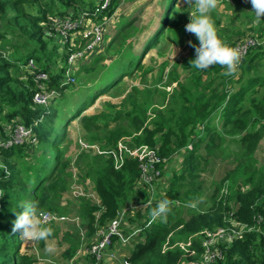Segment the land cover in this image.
Instances as JSON below:
<instances>
[{
    "label": "rangeland",
    "instance_id": "374dc122",
    "mask_svg": "<svg viewBox=\"0 0 264 264\" xmlns=\"http://www.w3.org/2000/svg\"><path fill=\"white\" fill-rule=\"evenodd\" d=\"M23 6L24 12H27L31 16H36L41 8L40 2L37 8L30 6L29 3H24ZM193 10L192 8H188L185 0H118L117 9L113 17L106 18L104 15L105 17L103 18H106L104 21L106 25L104 28L103 50H99L101 51L99 52L100 54L97 53L98 55L94 56L95 58H100L99 63L91 67L89 65L87 70H79L81 72L78 71L76 73V83L66 88L64 91H59L55 98L57 99L60 96L63 97L57 101H55V99L52 100L54 103H52L53 106L50 103L51 105L49 107L52 106V109L58 115L56 121L52 124L56 142L45 148L46 153L43 151L45 156H39L38 165L33 167V169L28 168L24 160H22V162L13 160L15 161V173L21 176L15 179L14 202L9 200V209L6 213L4 211L7 217L10 216L9 218L6 217L7 220H15L16 214L23 210L22 205L34 203L33 196L37 198L40 196L41 191H37L33 195V189L41 181L42 184L48 183L50 177L49 168L51 166L53 168L57 166L59 169L62 164H69L72 161V156L75 155L76 152V146L74 144L76 137L81 138L88 145L90 144L85 141L87 140L86 137L89 132L83 126V117L93 114H103L102 116L105 117L111 115L114 120H110L107 126H104L103 123L93 125L96 136H103L108 131H122L126 135L120 138L119 141H124L126 145L131 148L138 147L133 143L135 136L138 134L134 132L130 134L127 131L128 121L122 118V114L125 113L122 104L127 94L134 87L139 89L151 88L154 91V106L149 107L146 114L144 116H139L137 119L138 122L142 123L143 127H152V122L156 117L164 112L166 113L168 108L174 107L176 115L178 116L180 114L177 107L183 104V102L180 99H178L177 102L173 101V98L179 93L180 86L187 88V85H189L191 91L198 87L201 93L204 94L203 97H200L202 98V104L200 103L198 106L194 105L197 106L196 110H192L194 108L193 105L190 104L188 106V108L190 107L192 109H190L191 112L184 120V128H186L185 134L188 137L187 142L184 147L175 149L172 155L164 158L165 163L160 166V169L165 182L163 187L160 185L156 188V190L161 191L162 194L155 196H157V198L164 197L169 191L171 180L175 177L176 183L174 187L175 190H177L176 195L182 202L180 200L174 201L175 203L171 207L175 208V210L169 214L170 218L171 215H173L174 221L181 217L186 220V218L193 214H203L209 210L214 211V207L217 204L215 203L216 200L226 196L223 195V191L218 193L217 196L215 188L221 182L226 172L232 170L238 161V156L234 152L233 147L230 146L231 140L233 138L234 140H240L248 131L232 126L229 127L228 125L223 127L224 119H222V110H216L211 113L206 120H203L202 117L204 113L209 110L208 105L206 107L205 105L214 100L212 96L213 93L216 95H224L226 91L230 94V97L239 95L242 98L238 106L242 107V112H247V118H250L254 112V103L261 107L260 101L264 100V83H262L264 81V17H262V22L259 26L252 23L254 13L250 12L252 11V5L249 0H234L233 6L220 3L217 9L211 13L212 19L215 21V27L219 38L228 46L248 38L260 43L257 49L246 54L244 57L246 59H243L244 61L240 63L237 73L232 76H224V69L222 67L219 71L215 69V66L210 67L206 71H198L189 65V61L195 58V50L188 44V41H192L193 44H199L194 35L185 31V25L189 22V13ZM15 14L16 10L12 8H6L4 12H0L1 17L6 16L8 18L15 16ZM165 19L166 22L164 23ZM92 21L90 22L99 23L102 20L93 19ZM22 22L27 23L29 20L24 17ZM10 26L16 28V24L11 21L9 22L8 28ZM3 30H5V27L0 24V33L3 32ZM161 30L162 35L157 39L154 45H150L151 40H154L153 37H155V34L157 35ZM30 35L31 33L28 29H22L17 39H12L9 34H6L4 40L0 41V95L6 94L7 96H16L20 93H26L28 90L27 84L24 83V85H22L21 83L24 81L21 78L25 77L23 74L24 70H27V68L30 71L35 69L33 67L38 65V59L44 54L45 50H52L53 45L48 43L44 49L39 51L40 45L35 39L31 38ZM7 41L11 43L18 42L19 49H17L16 55H13V57L16 56L14 59L23 61L26 59V55L31 53V55H33V60L29 59L25 61V63L20 66V69H17L16 65L19 64L12 62V50L7 48ZM50 43L53 42L50 41ZM82 47L83 44H81L80 48ZM174 49L176 50V54L173 57ZM43 50L44 52H42ZM57 52L56 54L60 55L58 47ZM127 53L132 56H140L138 63L140 64L141 70H132V73L130 74L127 72L128 75L126 76L122 77L119 74L118 77L108 79L109 74L108 72L104 73V70L106 71L109 69L108 65L110 62H113L115 58ZM251 58H253L252 66L246 69V63ZM57 59H59L58 61L61 60L59 56L51 58L45 57L44 65L54 63L52 69L55 73L58 70V61L56 62V68L54 60ZM107 62L108 64H105ZM126 62H128V58L118 61L117 64L124 65ZM132 65L133 63H130V67H132ZM145 71H147V73H145ZM94 76H99L94 84L87 81V78L91 79ZM120 78V84L102 94L100 97H97L94 102H90L93 93L98 92L103 86L110 85ZM249 84H253V86L249 87ZM57 87H59V85H57ZM79 102H83V104L88 103L89 105L83 107L85 111H83L79 117H76V113L81 110V108L78 107ZM3 110H8V107H4ZM54 111L53 113H55ZM73 112H76L74 116H72ZM1 113L2 112H0V114ZM68 117L70 118L68 119ZM93 126H90L91 131H93ZM47 127H49V125H47ZM252 132L253 134L255 133V135L252 139H249L247 144L254 147L255 167L264 168V119L255 125ZM177 134L179 135V132ZM210 140H213V146H216L212 153H210L211 149L207 145ZM218 140H220L219 143L217 142ZM174 141L175 139L172 140V142ZM97 143L99 144V142ZM194 145L197 146L194 147ZM157 146L158 145H156L155 148L147 147L155 150L157 153ZM61 151L62 157L57 159L56 157ZM188 157H191V159H188ZM27 162L31 165L36 164V160ZM190 162H192V165ZM40 165L41 169L38 170ZM189 165L193 167L191 173H189ZM70 169L72 168L68 165L65 168L68 172ZM74 169H76V167H74ZM77 169L82 178V175L84 176V171H82V160L77 163ZM181 177L183 179H181ZM44 178L46 179L43 180ZM63 180V190L58 191L59 195H57L59 198L56 199V196L54 197V199H56L54 208L61 210L62 214L74 213L75 215V213H79L80 209L82 210L83 206L80 205V202L84 201L87 203V199L75 198L71 194L69 185L70 177L67 180ZM91 184L93 185L94 183L91 182ZM186 193L192 196L198 193L200 196L197 199L188 200L185 198ZM140 200V198L135 197V194L134 196L131 195L126 203L128 205L125 204L126 206L124 205L120 209L135 206L138 202L140 204L142 201ZM191 202H196L197 207L195 209L187 206ZM0 205L1 213V209L3 208L4 210L6 206L3 204ZM128 210H131V208ZM150 211H145V213L143 212L140 216L136 215L129 221L131 224L140 227L144 221L150 218ZM41 212L45 213L49 211ZM133 213L134 210L132 211V214ZM74 215L73 218H78L77 221L57 224L55 228L52 227L56 236L53 235L54 237H50L48 241H34L33 245L22 238L19 233L13 234L11 229L4 230L2 224L5 221H1L0 264H21L18 256H24L30 260L33 259V264H66L79 248V227L77 224H79L82 230H86L88 243L91 241V236L93 234L88 236L86 219L84 218L83 223L82 218ZM157 220L159 221L160 219ZM104 222L105 223L101 224L99 221L101 225L107 223V221ZM218 225L219 223L214 224L210 228L202 229V231L215 230L216 228L227 226L224 221L221 225ZM181 231V227L172 229L169 236L172 237L175 242L173 246H168V242L164 243L162 245V250L165 251L168 247L171 249L183 250L182 257L183 260H186V256L184 255L188 253L185 252L187 249L186 246L190 244V238L193 235L184 237ZM3 235L5 236L3 237ZM168 237L166 240H168ZM139 239V237L134 238L124 249H120V252L126 257H129L134 245ZM191 242L197 247V242H194V239H191ZM49 244H51L54 249L50 253L45 250Z\"/></svg>",
    "mask_w": 264,
    "mask_h": 264
},
{
    "label": "trees",
    "instance_id": "16d2710c",
    "mask_svg": "<svg viewBox=\"0 0 264 264\" xmlns=\"http://www.w3.org/2000/svg\"><path fill=\"white\" fill-rule=\"evenodd\" d=\"M39 2L41 4V8L37 12L36 16H31L27 12H24V3H29L30 6L37 8ZM102 2L103 0H43V2L42 0H0V12H4L6 8H12L16 10L15 16L11 18L0 16V24L4 25L5 27V30L0 33V41L4 40L6 34H9L11 36L10 38L12 39H17L22 29H28L31 33V38L35 39L40 45L39 51L44 49L48 43L53 45L52 50H45V52L44 50L42 51L44 52L42 55L44 58L41 56L38 59V65L34 67L35 69L30 71L27 68V70H24L23 74L25 77L21 78L24 80L21 83L22 85H24V83L27 84L28 90L26 93H20L16 96H7L6 94L0 95V112H2L0 114V135L4 127L8 124L14 125L20 123L26 127H29L33 125L34 122H38L35 128L37 132L38 147L43 149L44 153H46L45 148L56 142V138L54 137V127H52V124L56 121L58 115L52 109L54 103L51 100L50 103H53L51 107H49L51 105L50 103L48 107H41L33 104V95L38 90L37 83L35 82L34 75L32 73L38 72L41 74H47L49 76V82L46 83L43 81V83L47 87L57 89L58 91H64L66 88L71 86H63V88L57 87V85L61 83L60 80L64 74L63 69L59 68V65L65 63L66 55L56 54L58 46L50 37L46 36L45 32L43 31L42 24L45 23L47 19L54 17L72 16V18H74V16L81 12H87L90 17H93L94 10L99 9ZM117 5L118 0H111L110 5L105 8L102 13H100V15H105L107 18L113 17V14L116 12ZM24 17H26L29 22H22ZM10 21L16 24V28L11 26L8 28ZM165 22L166 19L164 23ZM161 35L162 30L158 32L157 35L155 34V37H153L154 40H151L150 45H154ZM50 41L53 43H50ZM6 43L7 48L12 50V62L19 64L16 65L17 69H20V66L24 64L25 61L29 59L33 60V55H31V53L27 54L26 59L23 61L20 59H14L16 56L13 57V55H16L17 49H19L18 42L16 41V43H11L7 41ZM257 48L258 47L253 48L250 51ZM55 56H59L61 60H54L55 64L58 61V68L56 64V68L58 70L54 73L52 69L54 63L44 65V62L45 57L51 58ZM94 56L91 58L92 63L90 59L88 62L82 64L79 70H87L89 65L91 67L98 64L100 58H95ZM126 58H128V62H126L124 65L117 64L118 61ZM139 59L140 56H132L129 53L123 54L122 56L115 58L113 62H110L108 65L109 69L106 71L103 68L101 69L104 70V73L108 72V79L118 77L119 74L123 77L128 75L127 72L131 74L132 70H141L140 64L138 63ZM252 61L253 58L247 61L246 69H249L252 66ZM130 63H133L132 67H130ZM105 64H108V62ZM220 68V65H215V69L217 71H219ZM145 73H147V71H145ZM98 77L94 76L91 79L87 78V81H90L92 84H94ZM121 78L119 80H115V82L111 83L110 85L103 86V88L99 89L98 92L93 93L90 98V102H94L97 97H100L102 94L120 84ZM262 83H264V81ZM251 86H253V84H249V87ZM190 88L191 87L189 85H187V88L180 86L179 93L173 98L174 102H177L178 99L183 102V104L177 107V110H179L180 113L178 116L176 115L174 107L168 108L166 113L164 112L158 117L155 116L156 119L152 122V127H143L142 123L138 122L137 119L139 116H144L149 107L154 106V91L151 88L139 89L134 87L127 94L122 104L125 109V113L122 114V118L128 121L127 131L130 134L132 132L138 134L135 136L133 143L137 146L147 145L151 148H155L156 145H158L156 151L160 158L168 157L172 155L175 149L184 147L188 138L185 134L186 128H184V120L191 112L190 109H192L190 107L188 108V106L190 104L193 106H198L200 103L202 104V98L200 97L204 96L198 87L194 88L193 91H191ZM212 96L214 100L205 105V107L208 105L209 110L204 113L202 117L203 120H206L207 117L216 110H222V119H224L223 127L228 125L229 127L232 126L248 131L245 136L240 138V140H234V138L231 140L230 146L233 147L234 152L238 156V161L232 170L226 172L221 182L215 188L217 196L218 193H220L223 189L227 190V194L225 197L216 200L215 203L217 204L214 207V211L209 210L203 214H193L192 216L186 218V220L181 217L176 221H174L173 215H171L173 221L168 215L166 222H161L160 220H156L155 222L152 221L146 228L144 227L145 223L149 221L150 218L144 221L140 226V228L144 227L142 232L139 234L140 239L134 245L133 250L128 257L130 264H180L183 261L182 250L171 249L170 247H168L165 251L162 250V245L164 243L168 242V246H173V243L175 242L174 239L169 236L172 229L175 227H181L182 236L187 237L201 232L204 228H210L214 224L219 223V225H221L223 220L226 218V213L231 210V204L233 207L232 217H234L237 222L252 226L256 216H261L263 221L262 224L256 228L258 232H248L244 234L241 239L234 241L226 248H222V258L215 264H264V168L255 167L254 147L247 144L249 139H252L255 135V133L253 134L252 132L255 128V125L264 119V100L260 101L261 107L257 106L255 103L253 104L254 112L250 118H247V112H242V107L238 106L242 101V98L239 95L230 97V94L225 91L224 95H216L213 93ZM62 97L63 96H60L59 98L54 99L57 101ZM88 105V103L83 104V102H79L78 107H80L81 110L77 113L75 112V116L79 117L80 114L85 111L83 107ZM197 106H194L192 110H196ZM4 107H8V110L4 111ZM52 110L55 113H53ZM75 113L73 112L72 116H74ZM102 115L103 114H93L82 118V121H84L83 126L89 132L86 137L87 140L85 141L89 142L90 144H97L102 149H113L116 147L119 139L126 134L122 131L116 130L108 131L103 136H96V131L93 125H99L100 123H103L104 126H107L110 120H114L111 115H107L106 117ZM70 117H68V119ZM47 125H49V127H47ZM90 126H93V131H91ZM178 132L179 135L177 134ZM174 139L175 141L172 142ZM95 141L99 142V144ZM219 141L220 140L217 142L219 143ZM207 145L211 149L210 153H212V151L216 148V146H213V140H210ZM196 146L197 145H194V147ZM43 156H45V154H43ZM61 157L62 151L56 158L59 159ZM189 158L191 159V157H188V159ZM13 160L18 162H22V160H24L26 166L33 169V167L38 165L37 162L39 161V157L36 158V164L34 165H31L27 162L32 160L31 158L28 159V145L16 146L1 151L0 162L8 166L9 169V175L7 176L3 170L0 169V186L2 187H0V190L3 189L1 191L4 193V195L0 197V204L6 206L4 210L3 208L1 209L0 213V222L3 220L5 221L2 224L4 230L12 229L14 220H7L5 213L10 206L9 200L13 201L15 195V179L17 177L20 178L21 176L20 174L18 175L15 173V161ZM81 160L83 164L82 171H84V177L91 179V181L94 183V191L96 192L102 206L105 209L104 213L101 214L99 219L101 224L105 223L104 221L108 222L109 220L113 219L116 216L117 211L128 202V198H130L131 195L134 196L135 194V197L142 200H140L141 203H145L149 199V196H147L145 191L138 190L136 192L134 189L135 182L139 175L136 161L132 159H126L120 170H114L113 160L107 156L91 155L81 152L79 155H77L75 163L76 167L77 163L81 162ZM190 164L192 165V162H190ZM67 165L70 166V164H62L59 169L57 166L54 168L50 167V177L48 179V183L42 184L41 181L33 189V195L37 191H41V194L38 198L33 196L34 203L38 205L41 211H49L58 215H62L61 210L54 208V203L55 200L59 198L57 196L59 195L58 191L63 190V179L67 180L71 176V173L65 170ZM191 165L188 166L190 167L189 173H191L193 170ZM39 169H41V165L38 170ZM45 179L46 178L43 180ZM181 179L183 178L181 177ZM175 183L176 179L174 177L170 182L168 193L164 197L158 198V200L167 198L173 201H179L180 199L176 195L177 190H175L174 187ZM55 196L56 199H54ZM199 196L200 194L198 193L194 194L193 196L189 193H186L185 198L188 200H194ZM157 201L152 202L151 205L145 209V211L149 212L152 207H155ZM180 201L182 202V200ZM83 202L84 201L81 202V206L83 207L82 210L80 209V212L87 221V231L88 236H90L93 233V214L98 208L92 206L88 201L87 203ZM174 210L175 208H172L171 212ZM171 212L169 214H171ZM53 235L56 236L54 231ZM53 235L51 237H54ZM4 236L5 235H3V237ZM167 237L168 240H166ZM18 258L20 259L21 264H33L34 262L33 259L30 260L24 256H18ZM189 258L190 257L186 256L185 259Z\"/></svg>",
    "mask_w": 264,
    "mask_h": 264
},
{
    "label": "built area",
    "instance_id": "2783aa9c",
    "mask_svg": "<svg viewBox=\"0 0 264 264\" xmlns=\"http://www.w3.org/2000/svg\"><path fill=\"white\" fill-rule=\"evenodd\" d=\"M110 3L111 0H103L99 9L94 10L93 17H90L87 12H81L74 16V18L72 16L49 18L42 24L46 36L50 37L58 46L61 55H66L65 63L59 65V68L63 69L64 72L60 80V88H63V86H73L76 83V73L79 71L80 66L103 50L104 28L106 25L104 21L107 17L103 18L105 16H101L100 13ZM220 3L232 6L233 0H220ZM93 19H100L102 21L91 23L90 21ZM81 44H83L82 48H80ZM258 45H260L259 42L248 38L242 39L229 47L239 50L241 54L240 63H242L246 54L251 49L258 47ZM32 74L34 75L38 90L33 95V104L48 107L51 100L58 95L59 91L47 87L43 83V81L49 82L47 74L38 72H33ZM37 124L38 122H34L29 127L20 123L6 125L1 133L2 136L0 135V159L1 151L22 145H28V159L36 160L37 157L43 155V149L38 147L35 129ZM76 142L80 152L110 157L113 160L114 170H120L126 159L136 161L139 175L134 189L135 191H145L149 199L145 203H138L135 206L119 209L113 219L109 220L105 225H101L99 219L105 209L94 191L93 185L89 181H86L84 187L82 185L73 186L74 191L72 195L74 197L85 198L92 206L98 209L93 214L94 231L89 243L86 230H82L79 224H77L79 227V248L66 264H130L128 256L126 257L122 254L120 249H124L134 238H138L143 228L148 227L152 220L147 221L142 228L131 224L129 220L134 218L136 214H143L145 209L150 206L149 201L151 203L157 201L158 198L155 195L162 194L156 188L160 185L163 187L165 182L160 169V166L165 163V159L160 158L155 150L145 145L131 148L124 141H118L115 148L106 150L100 148L97 144L88 145L81 138H78ZM71 168L70 180L72 183L77 184L79 178L78 171L74 169V164H72ZM0 169L6 175H9L7 166L1 162ZM222 191L223 195L227 194L226 189ZM0 192L2 191L0 190ZM129 208L131 210H128ZM133 210L134 213L132 214ZM225 216L226 218L223 221L226 223V227H219L215 230H203L193 234L190 238V244L186 246L185 252L188 253L184 254L190 258L183 260L180 264H184V262L185 264H215L222 258V248H226L234 241L241 239L248 232H258L256 228L263 221L261 216H256L252 226L237 222L232 217V204L231 210ZM42 219L49 225L78 220V218L74 219L73 216H58L50 212L43 213ZM191 239L197 242V247L193 245ZM29 243L33 245L34 241Z\"/></svg>",
    "mask_w": 264,
    "mask_h": 264
},
{
    "label": "clouds",
    "instance_id": "9594fccd",
    "mask_svg": "<svg viewBox=\"0 0 264 264\" xmlns=\"http://www.w3.org/2000/svg\"><path fill=\"white\" fill-rule=\"evenodd\" d=\"M252 5V13L254 19L252 23L259 26L264 17V0H249ZM188 8L194 9L189 13V22L185 25V31L194 35L199 44H188L195 50V58L189 61V65L198 71H206L210 67L220 65L223 69L224 76H232L237 73L241 61V54L238 49L229 47L223 42L217 33L215 21L212 19L211 13L215 11L220 4V0H185ZM176 50L174 49V55ZM4 193L0 192V196ZM173 200L164 198L156 202L155 207L151 208L149 213L153 222L160 219L166 222L169 213L172 210ZM151 205V201H149ZM196 208V202L187 205ZM22 211L16 214V218L12 224V233L19 235L28 242L48 241L53 235L52 227L45 222L43 213L39 210L36 203H27L22 205ZM47 252L54 249L49 244Z\"/></svg>",
    "mask_w": 264,
    "mask_h": 264
},
{
    "label": "crops",
    "instance_id": "0c3cea01",
    "mask_svg": "<svg viewBox=\"0 0 264 264\" xmlns=\"http://www.w3.org/2000/svg\"><path fill=\"white\" fill-rule=\"evenodd\" d=\"M77 139H78V137H76V140H75V142H74V144H75V146H76V152H75V155H73L72 156V161L69 163L70 164V166L69 167H71L72 166V164H74V167H76V165H75V163H76V158H77V155H79V153H81L80 151H79V148H78V146H77ZM86 153V152H85ZM52 167V166H51ZM76 169H77V167H76ZM68 170V169H67ZM71 170V169H70ZM70 170H69V172H70ZM77 171H78V175H79V181H77V184L76 183H72V181L70 180L69 182H70V190H71V194H72V192L74 191V188H72L73 186H77V185H82L83 187L85 186V182L86 181H89L90 183L92 182L91 181V179H89V178H86V177H84L83 175H82V178L80 177V172H79V170L77 169ZM93 188H94V184H93ZM76 198V197H75ZM79 199H82V198H79ZM79 202V201H78ZM80 205H81V202H80ZM67 214H69V213H65V214H62L63 216H73L74 215V213H71V214H69V215H67ZM73 214V215H72ZM141 215V214H140ZM74 216H77V217H79V218H82V220H83V223H84V216H83V214L79 211V213H75V215ZM59 224V223H58ZM56 225L57 224H53V225H50L51 227H56ZM73 225V224H72ZM94 231V230H93ZM39 242V241H38ZM33 247V246H32ZM123 254V253H122Z\"/></svg>",
    "mask_w": 264,
    "mask_h": 264
}]
</instances>
